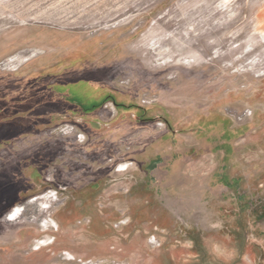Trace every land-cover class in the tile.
<instances>
[{"label": "rangeland", "instance_id": "rangeland-1", "mask_svg": "<svg viewBox=\"0 0 264 264\" xmlns=\"http://www.w3.org/2000/svg\"><path fill=\"white\" fill-rule=\"evenodd\" d=\"M43 72L39 115L100 81L148 121L107 104L0 135V264H264V0H0V90ZM155 149L181 160L170 225L129 214L162 188Z\"/></svg>", "mask_w": 264, "mask_h": 264}, {"label": "flooded vegetation", "instance_id": "flooded-vegetation-1", "mask_svg": "<svg viewBox=\"0 0 264 264\" xmlns=\"http://www.w3.org/2000/svg\"><path fill=\"white\" fill-rule=\"evenodd\" d=\"M61 72L53 74L50 72H43L41 76L34 78L33 76L19 81L17 84L24 92H16L12 94V88L0 90V94L9 92L10 96L15 94H19V101L17 103L20 104L21 110L27 109V104L31 101L28 100V96L31 93L36 91L37 87L46 86L52 84L56 81L54 75H59ZM1 82V81H0ZM27 84L26 87L24 86ZM28 86V87H27ZM1 87V86H0ZM11 91V92H10ZM29 93V94H27ZM85 95L83 96L84 100L82 102H74V105L71 107H66L62 109L60 112H51L43 115H39L37 113V109H35L34 113H29L27 116H24L21 119L20 125L16 127H12V117L7 120L11 123H7L3 126H0V135H10V137H15L16 135H22L26 130L32 128H38V126H53L55 121L56 123H67V122H75L77 120L85 121L88 119H96L100 120L99 113H102L106 108L107 104H112L114 109L118 112L123 111L125 113L136 112V117L139 122H147L148 120L143 118V115L146 114V110L144 107L136 105L133 101H124L123 99L117 98L114 94V91L109 89V87L105 86L100 81L97 82V87H91L90 89L85 90ZM11 106V102H0V109L2 107ZM14 120V119H13ZM55 120V121H54ZM54 121V122H53ZM5 122L0 119V125ZM55 123V124H56ZM17 131V132H16ZM3 141V140H2ZM5 141V140H4ZM146 155V154H145ZM145 155H141L140 160H144L143 164H148L147 173L157 175L158 177H162V188L159 187L157 180H148L146 181V186L150 189L155 188L154 192H144L138 193L137 197L140 199L139 203L133 205L129 203L131 211L129 214H132L133 211L141 216V219H145V217H150L153 222L161 223L165 222L167 225L171 224L172 218V210L170 206L173 205L174 200L176 199L175 191L177 189L178 183V174L180 172L181 160L180 157L176 154V151L166 152L154 150V153L145 157ZM147 156V155H146ZM146 160V161H145ZM216 182H219L221 185L225 186L227 189L235 188V186L239 185L238 179L228 180L226 175L221 174L218 176ZM165 185V186H164ZM164 186V187H163ZM25 195L22 192L16 193L15 197L17 199L22 198ZM126 199H129V196L126 195ZM173 201V202H172ZM175 204V203H174ZM162 211H168V216H158L155 211L160 209ZM143 217V218H142ZM264 217V212H263ZM264 219V218H263ZM62 223V222H61ZM63 226V223H62ZM246 245V241L244 240L243 249ZM242 249V251H243ZM242 252L240 253V256ZM240 259V257H239Z\"/></svg>", "mask_w": 264, "mask_h": 264}, {"label": "crops", "instance_id": "crops-1", "mask_svg": "<svg viewBox=\"0 0 264 264\" xmlns=\"http://www.w3.org/2000/svg\"><path fill=\"white\" fill-rule=\"evenodd\" d=\"M43 75L42 73H37V74H34L33 77L36 78L38 76H41ZM28 108L27 109H22L21 111H19L17 114H15L14 116H12V120L13 119H20V118H23L24 116H27L29 113H34L35 111V105L34 104H30L28 103L27 104Z\"/></svg>", "mask_w": 264, "mask_h": 264}, {"label": "water", "instance_id": "water-1", "mask_svg": "<svg viewBox=\"0 0 264 264\" xmlns=\"http://www.w3.org/2000/svg\"><path fill=\"white\" fill-rule=\"evenodd\" d=\"M242 259V255L240 256V259L239 260H241Z\"/></svg>", "mask_w": 264, "mask_h": 264}]
</instances>
